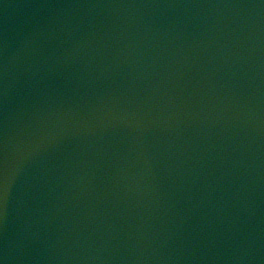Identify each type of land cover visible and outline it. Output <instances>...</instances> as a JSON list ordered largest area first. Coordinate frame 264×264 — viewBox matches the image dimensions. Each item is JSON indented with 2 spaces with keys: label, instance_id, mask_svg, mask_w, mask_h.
Instances as JSON below:
<instances>
[{
  "label": "water",
  "instance_id": "95a60500",
  "mask_svg": "<svg viewBox=\"0 0 264 264\" xmlns=\"http://www.w3.org/2000/svg\"><path fill=\"white\" fill-rule=\"evenodd\" d=\"M2 264H264V0H0Z\"/></svg>",
  "mask_w": 264,
  "mask_h": 264
},
{
  "label": "snow or ice",
  "instance_id": "6c2138e0",
  "mask_svg": "<svg viewBox=\"0 0 264 264\" xmlns=\"http://www.w3.org/2000/svg\"><path fill=\"white\" fill-rule=\"evenodd\" d=\"M0 264H2V262H0Z\"/></svg>",
  "mask_w": 264,
  "mask_h": 264
}]
</instances>
